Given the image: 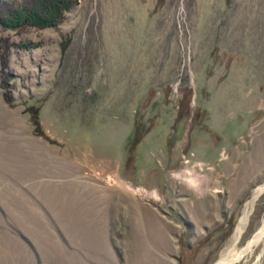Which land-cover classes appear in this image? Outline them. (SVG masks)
<instances>
[{
	"label": "rangeland",
	"instance_id": "rangeland-1",
	"mask_svg": "<svg viewBox=\"0 0 264 264\" xmlns=\"http://www.w3.org/2000/svg\"><path fill=\"white\" fill-rule=\"evenodd\" d=\"M2 38L0 264H215L257 232L264 0H78Z\"/></svg>",
	"mask_w": 264,
	"mask_h": 264
},
{
	"label": "trees",
	"instance_id": "trees-1",
	"mask_svg": "<svg viewBox=\"0 0 264 264\" xmlns=\"http://www.w3.org/2000/svg\"><path fill=\"white\" fill-rule=\"evenodd\" d=\"M78 0H0V28L3 30H20L26 27L38 29L51 28L63 22L66 12H69ZM7 39H0L4 44ZM67 42V41H66ZM65 41L63 47H65ZM0 44V48L2 45ZM5 45V44H4ZM2 47L0 52V76L2 87L5 89L3 96L10 101L9 72L6 71L8 50ZM34 130L38 135L45 136L40 128L37 115H33Z\"/></svg>",
	"mask_w": 264,
	"mask_h": 264
},
{
	"label": "bare ground",
	"instance_id": "bare-ground-1",
	"mask_svg": "<svg viewBox=\"0 0 264 264\" xmlns=\"http://www.w3.org/2000/svg\"><path fill=\"white\" fill-rule=\"evenodd\" d=\"M178 175V174H177ZM182 175L179 173V176ZM189 181H193L192 177H186ZM140 190H142L140 188ZM259 190H257L256 195L258 194ZM143 193V192H142ZM255 195V196H256ZM249 208L248 206L245 208L244 213L242 214L238 225L236 226L235 232V241L237 242L242 231L244 225L246 224L248 215H249ZM264 241V220L257 232L252 236V238L247 241V244L244 247L238 248L235 245L232 246L225 254H223L220 259L215 264H234L238 260H240L245 254L252 250V248L259 244L260 242Z\"/></svg>",
	"mask_w": 264,
	"mask_h": 264
},
{
	"label": "crops",
	"instance_id": "crops-1",
	"mask_svg": "<svg viewBox=\"0 0 264 264\" xmlns=\"http://www.w3.org/2000/svg\"><path fill=\"white\" fill-rule=\"evenodd\" d=\"M52 153V154H51ZM60 158L61 157H59L58 155H55V152H54V150L51 152V150L48 148V150H47V160H46V157L42 154L41 155V158L40 157H38V160H40V163H43V165H45L44 163H45V161H47V164L50 162V161H56V160H60ZM42 159H44V160H42ZM52 163V162H51ZM55 164V163H54ZM42 165V166H43ZM49 165V164H48ZM45 168V170H54V168H55V166L52 164V165H49V166H44ZM54 182V180L52 181V183ZM34 198H36L37 199V197L36 196H34ZM108 243H111V238H110V236H109V238H108Z\"/></svg>",
	"mask_w": 264,
	"mask_h": 264
}]
</instances>
